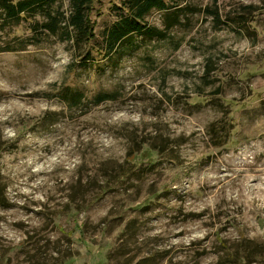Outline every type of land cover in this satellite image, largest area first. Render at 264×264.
Returning a JSON list of instances; mask_svg holds the SVG:
<instances>
[{"label": "rangeland", "instance_id": "374dc122", "mask_svg": "<svg viewBox=\"0 0 264 264\" xmlns=\"http://www.w3.org/2000/svg\"><path fill=\"white\" fill-rule=\"evenodd\" d=\"M123 1L0 18V264H264V0Z\"/></svg>", "mask_w": 264, "mask_h": 264}, {"label": "trees", "instance_id": "16d2710c", "mask_svg": "<svg viewBox=\"0 0 264 264\" xmlns=\"http://www.w3.org/2000/svg\"><path fill=\"white\" fill-rule=\"evenodd\" d=\"M52 2L54 0H0V18L11 19V18H19L24 17L26 12H34L40 8H42L46 3ZM92 0H71L73 3V10L71 12L70 18H68V24L73 26L81 36L87 35L89 39L94 37V25L92 23V19L90 18L89 6ZM169 0H125L123 1V7L130 9L134 12V17L139 18L146 14L153 7H157L158 9H166L169 7H176L175 11L171 13L168 18L165 20V28L169 29L174 25L180 23L179 14L182 11L188 9L190 11H198L197 8L187 6H180L183 0H170L171 6L168 3ZM250 8V7H249ZM206 14H210L215 23L220 24L221 17L218 10H214L210 7L205 8ZM48 21L40 24L42 27L48 28L52 32H56L60 25L58 22H62L65 17L63 16V12H57L52 15L48 14ZM131 18L124 17L121 20L117 21L109 30L108 38L113 43L120 41H126L129 38V35L135 30L146 31L150 34V36H165V32L158 27H151L145 25L141 27L137 22H135ZM68 34V30L65 31ZM125 39V40H124ZM89 58L88 56L85 59ZM78 100L81 101V96L78 97ZM133 160L136 161L138 158V154L135 152L133 155ZM4 189L0 190V203H4Z\"/></svg>", "mask_w": 264, "mask_h": 264}]
</instances>
